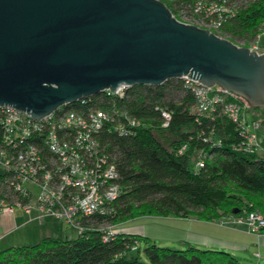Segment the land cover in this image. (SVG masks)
Instances as JSON below:
<instances>
[{"label":"trees","instance_id":"obj_1","mask_svg":"<svg viewBox=\"0 0 264 264\" xmlns=\"http://www.w3.org/2000/svg\"><path fill=\"white\" fill-rule=\"evenodd\" d=\"M161 1L172 10L170 1ZM263 32L264 0L242 4L219 29L222 36L246 46ZM114 99L141 123L123 134L114 122L107 123L97 135L120 174L122 188L112 203L113 212L82 217L83 229L71 239L48 235L34 244L5 247L0 264H243L224 250L172 249L139 233L116 231L102 239L107 226L138 216L216 220L255 209L264 215V158L244 149L236 123L224 113L194 112V95L183 79L133 84L127 96ZM110 100L111 95L97 93L87 98L85 107L107 108ZM162 111L170 116L167 125ZM196 155L201 164H196ZM140 240L146 243L143 252L137 245Z\"/></svg>","mask_w":264,"mask_h":264},{"label":"water","instance_id":"obj_2","mask_svg":"<svg viewBox=\"0 0 264 264\" xmlns=\"http://www.w3.org/2000/svg\"><path fill=\"white\" fill-rule=\"evenodd\" d=\"M182 77L264 106V52L179 21L164 1L0 0V105L40 118L105 89Z\"/></svg>","mask_w":264,"mask_h":264},{"label":"built area","instance_id":"obj_3","mask_svg":"<svg viewBox=\"0 0 264 264\" xmlns=\"http://www.w3.org/2000/svg\"><path fill=\"white\" fill-rule=\"evenodd\" d=\"M168 1L171 2L170 11L179 21L222 36L219 29L223 20L252 0ZM249 47L262 52L257 43ZM181 79L194 95L197 112L224 113L236 123L244 139V149H259L255 130L261 121L247 117V102L217 85L208 86L189 77ZM131 87L123 85L117 91L98 92L111 95L107 108L85 107L90 97L87 96L58 106L40 118L31 117L11 105H0V213L13 214L16 208L26 212L35 210L37 218L61 219L80 233L82 217L113 212L112 203L122 188L118 182L120 174L97 135L107 123L114 122L113 126L122 134L141 123L115 104L114 98H124ZM162 114L163 125H167L170 116L165 111ZM195 162L202 163L200 155ZM12 191L20 198L11 195ZM218 222L232 226L244 224L250 233L264 229V215L256 210L229 214ZM105 229L104 241L115 233L112 226Z\"/></svg>","mask_w":264,"mask_h":264},{"label":"crops","instance_id":"obj_4","mask_svg":"<svg viewBox=\"0 0 264 264\" xmlns=\"http://www.w3.org/2000/svg\"><path fill=\"white\" fill-rule=\"evenodd\" d=\"M258 113H263V116H250L249 113L247 114V117L252 120L261 121V124L255 130V133L257 142L260 145L259 149L257 150V155L264 158V111L261 110ZM17 209L21 211V215L17 214ZM22 215H26L25 220L18 221L20 220V218H22ZM36 215L37 211L35 210L26 212L25 210H22L20 208H16L13 214L2 212L0 216V244L1 241L6 238V236H8L12 231H14V229L23 227L28 222L38 221V223L44 224L45 219H47V217L53 218L58 221L61 220L56 219L52 216L37 218ZM160 217L163 218H161V220L157 222L156 226L158 227V232L161 235L159 236V239L160 241L162 240V242H164L166 246L176 245L175 247L180 249H183L187 246H196L204 249H220L228 253L230 252L233 256L242 261L243 264H246L247 262L250 264H264V229H262V231L258 233H250L247 231L246 226L244 224H239L238 226L220 224L218 221L223 219L224 217H219L216 220H202L195 216ZM46 230L47 229L39 230V235L41 236V233H45ZM124 230L125 229H120V231H118L117 229H114L115 232H123L126 234L139 233L154 242L152 240L153 235L151 234L147 235L143 231L138 233L128 231L125 232ZM47 231L50 232V230Z\"/></svg>","mask_w":264,"mask_h":264},{"label":"rangeland","instance_id":"obj_5","mask_svg":"<svg viewBox=\"0 0 264 264\" xmlns=\"http://www.w3.org/2000/svg\"><path fill=\"white\" fill-rule=\"evenodd\" d=\"M257 43L259 46V50H261L262 52H264V32L259 36L258 41H255L254 44ZM239 45H245L244 43H238ZM253 44H251L250 46H252ZM247 106V105H246ZM192 110L195 112L196 109L194 107H192ZM263 110L264 111V106H257V107H251L250 105H248L246 111L247 114L250 113V116H263V113H258L259 111ZM196 159V157H194ZM194 159V160H195ZM256 211L262 213V211H259L257 209H255ZM18 215H21V211H19L18 209L16 210ZM1 216V213H0ZM26 215H22V218H20V220L18 221H23L25 220ZM161 218L163 217H157V216H140L138 218H134V219H128L125 222H121L118 224H115L114 229H117L118 231H120V229H125V232H144L147 235H153L152 236V240L154 241V243L158 244V245H166L164 244V242H162V240L160 241L159 236H161L158 232V227L157 222H159L161 220ZM23 225V224H22ZM50 230L49 231H45V233H41L42 235L40 236V232L39 230ZM79 234V231H77L75 228L66 225L65 222L61 221V220H55L53 218H49L47 217V219H45L44 224H40L38 223V221L36 222H28L25 224V226L23 227H19L17 229H14V231H12L8 236H6V238L1 241V247L0 250L5 248V247H9V246H23L26 244H34L37 242V240L40 237H44V236H48V235H52L54 237H60V238H74L77 237V235ZM164 234V233H162ZM138 248H140L141 252H143V247H145L146 243L144 240H140L138 242ZM176 245L173 246H168L170 248H176ZM141 258L143 260H146V258L144 257V255L141 256ZM246 264H250V263H246Z\"/></svg>","mask_w":264,"mask_h":264}]
</instances>
